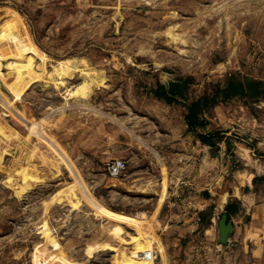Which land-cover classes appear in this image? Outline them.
<instances>
[{
	"label": "rangeland",
	"instance_id": "374dc122",
	"mask_svg": "<svg viewBox=\"0 0 264 264\" xmlns=\"http://www.w3.org/2000/svg\"><path fill=\"white\" fill-rule=\"evenodd\" d=\"M259 203L264 0H0V264H264Z\"/></svg>",
	"mask_w": 264,
	"mask_h": 264
},
{
	"label": "crops",
	"instance_id": "0c3cea01",
	"mask_svg": "<svg viewBox=\"0 0 264 264\" xmlns=\"http://www.w3.org/2000/svg\"><path fill=\"white\" fill-rule=\"evenodd\" d=\"M222 203L226 202L225 197L221 200ZM237 215H234V218H237ZM234 218L233 215L230 216V223L233 226V233L231 236L235 234L236 226L234 224ZM244 219V226L248 225L250 229H258L264 227V203L259 204H252L249 208H247V211L245 210L243 214ZM229 222V220H228ZM230 239L228 238V241ZM218 243V242H217Z\"/></svg>",
	"mask_w": 264,
	"mask_h": 264
},
{
	"label": "water",
	"instance_id": "95a60500",
	"mask_svg": "<svg viewBox=\"0 0 264 264\" xmlns=\"http://www.w3.org/2000/svg\"><path fill=\"white\" fill-rule=\"evenodd\" d=\"M233 233V226L227 222L226 215H222L218 221V238L217 242L221 245H225L228 242V238Z\"/></svg>",
	"mask_w": 264,
	"mask_h": 264
},
{
	"label": "built area",
	"instance_id": "2783aa9c",
	"mask_svg": "<svg viewBox=\"0 0 264 264\" xmlns=\"http://www.w3.org/2000/svg\"><path fill=\"white\" fill-rule=\"evenodd\" d=\"M106 169L111 177H118L124 170V164L121 161H113L106 166Z\"/></svg>",
	"mask_w": 264,
	"mask_h": 264
},
{
	"label": "bare ground",
	"instance_id": "6f19581e",
	"mask_svg": "<svg viewBox=\"0 0 264 264\" xmlns=\"http://www.w3.org/2000/svg\"><path fill=\"white\" fill-rule=\"evenodd\" d=\"M243 151H244V149H243ZM245 152H246V151H245ZM245 152H243V153H244V155L246 156L247 154H245ZM244 155H243V156H244ZM243 158H244V157H243ZM245 159L247 160L248 158H245ZM247 161H248V160H247ZM218 244H219V243H218Z\"/></svg>",
	"mask_w": 264,
	"mask_h": 264
}]
</instances>
